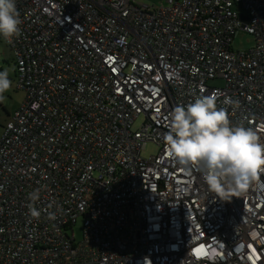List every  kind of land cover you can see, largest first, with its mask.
<instances>
[{
    "label": "built area",
    "instance_id": "built-area-1",
    "mask_svg": "<svg viewBox=\"0 0 264 264\" xmlns=\"http://www.w3.org/2000/svg\"><path fill=\"white\" fill-rule=\"evenodd\" d=\"M16 6L25 99L0 139V264H264V173L223 201L164 140L203 89L264 141V0ZM239 31L253 47L233 50Z\"/></svg>",
    "mask_w": 264,
    "mask_h": 264
},
{
    "label": "clouds",
    "instance_id": "clouds-1",
    "mask_svg": "<svg viewBox=\"0 0 264 264\" xmlns=\"http://www.w3.org/2000/svg\"><path fill=\"white\" fill-rule=\"evenodd\" d=\"M22 23L16 0H0V38L12 44L21 35ZM12 83L9 71L0 70V103ZM203 93L201 89L192 102L174 108L164 140L174 160L186 168H198L209 191L230 201V192L247 188L264 173V141L255 128L230 120L228 108L218 106L217 93ZM223 104L238 105L239 101L225 98ZM29 199H39L38 191L30 193ZM29 210L39 217L35 207L29 205Z\"/></svg>",
    "mask_w": 264,
    "mask_h": 264
},
{
    "label": "rangeland",
    "instance_id": "rangeland-1",
    "mask_svg": "<svg viewBox=\"0 0 264 264\" xmlns=\"http://www.w3.org/2000/svg\"><path fill=\"white\" fill-rule=\"evenodd\" d=\"M136 2H142L149 4L153 7L160 6L165 0H133ZM255 44V39L253 35L248 34L244 31H239L237 36L233 40L232 48L233 50H247ZM7 69L9 71V78L12 80L11 89L5 93L6 100L3 103H0V139L3 134L4 126L6 122L10 119L12 113L17 110L25 99V92L23 90H18L16 88V64L15 58L12 50L7 45V43L0 38V70ZM214 85H223V82L210 81ZM10 113V114H9ZM141 119L136 121L134 128L139 127ZM159 148L154 143L149 142L144 150L142 151L143 157L154 156L158 153ZM74 234L77 241H81L83 237V219H79L74 226Z\"/></svg>",
    "mask_w": 264,
    "mask_h": 264
},
{
    "label": "snow or ice",
    "instance_id": "snow-or-ice-1",
    "mask_svg": "<svg viewBox=\"0 0 264 264\" xmlns=\"http://www.w3.org/2000/svg\"><path fill=\"white\" fill-rule=\"evenodd\" d=\"M194 251L197 254V256L208 255V252L204 250L203 248H198V249H195Z\"/></svg>",
    "mask_w": 264,
    "mask_h": 264
},
{
    "label": "crops",
    "instance_id": "crops-1",
    "mask_svg": "<svg viewBox=\"0 0 264 264\" xmlns=\"http://www.w3.org/2000/svg\"><path fill=\"white\" fill-rule=\"evenodd\" d=\"M2 39V38H1ZM15 77H16V72H15ZM10 114V113H9ZM9 117H10V115H9Z\"/></svg>",
    "mask_w": 264,
    "mask_h": 264
}]
</instances>
